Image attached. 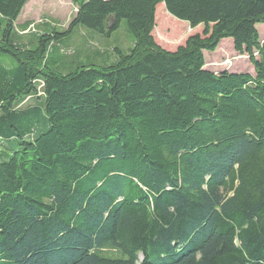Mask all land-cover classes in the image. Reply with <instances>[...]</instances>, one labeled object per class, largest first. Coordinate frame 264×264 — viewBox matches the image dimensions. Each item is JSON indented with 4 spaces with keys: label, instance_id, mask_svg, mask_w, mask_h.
Here are the masks:
<instances>
[{
    "label": "trees",
    "instance_id": "1",
    "mask_svg": "<svg viewBox=\"0 0 264 264\" xmlns=\"http://www.w3.org/2000/svg\"><path fill=\"white\" fill-rule=\"evenodd\" d=\"M29 1L0 0V264H264V0H72L24 44ZM172 18L203 32L168 52ZM122 22L111 65L50 56ZM227 39L253 76L205 70Z\"/></svg>",
    "mask_w": 264,
    "mask_h": 264
},
{
    "label": "rangeland",
    "instance_id": "2",
    "mask_svg": "<svg viewBox=\"0 0 264 264\" xmlns=\"http://www.w3.org/2000/svg\"><path fill=\"white\" fill-rule=\"evenodd\" d=\"M157 8H159L160 16L163 14L168 15L162 4L158 5ZM75 13L76 6L72 3V0H30L24 6L15 22L16 32L21 37L22 43L26 44L46 30L55 29L57 32L65 31L74 18ZM172 19L177 21L174 18ZM177 22L184 25L183 36L179 38V40H184L181 44L174 47L169 45L165 39L170 33L168 31H162L160 21H155L152 36L155 43L161 49L174 52L178 47L183 46L189 37L202 34L203 32V27H197L192 30L186 23ZM257 31L262 39L264 37V25L257 26ZM132 47L133 39L127 31L125 22H122L120 28L109 38L102 37L83 27H78L68 39L55 42L50 48V51L53 53H50V56L57 57V55H60L68 58L69 64L62 71L67 74L78 67L111 65L116 60L112 52L114 49L128 52ZM203 54L205 70L209 72L214 74H220L222 72L229 74H249L253 76V69L247 57L239 56L235 53L232 41L229 39L221 41L215 52H204ZM29 103L31 104V102Z\"/></svg>",
    "mask_w": 264,
    "mask_h": 264
}]
</instances>
